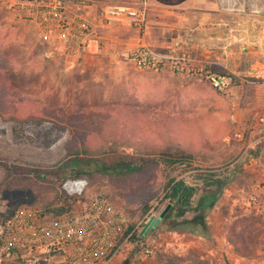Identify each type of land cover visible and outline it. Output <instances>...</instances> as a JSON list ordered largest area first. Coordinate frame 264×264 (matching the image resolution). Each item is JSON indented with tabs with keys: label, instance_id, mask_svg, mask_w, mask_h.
Segmentation results:
<instances>
[{
	"label": "rangeland",
	"instance_id": "1",
	"mask_svg": "<svg viewBox=\"0 0 264 264\" xmlns=\"http://www.w3.org/2000/svg\"><path fill=\"white\" fill-rule=\"evenodd\" d=\"M242 2L243 12H250L253 2ZM149 5L146 2L145 25L137 29L146 27ZM26 14L30 18L28 12ZM26 52L17 44L4 51L10 60L7 67L19 76L22 88L29 95L44 103H61L74 109L149 104L158 112L145 117L140 127L129 128L134 123L127 117L125 123L129 129L122 128L108 144L118 154H129L132 163L126 167H111L96 156L67 154L65 146L68 141L72 148L80 143L70 136L68 128L46 121L17 122L2 113L0 108V194L4 189H31L35 195L34 202L39 207L53 206L63 198V173L72 169L84 170L89 181V194L110 196L116 209L129 216L131 229L136 226L140 231L147 229L146 239H139L138 235L134 239L140 240L150 252L130 246L127 258H118L112 264H264V209L233 206L220 197L223 192L214 194L215 188H206L203 179L196 175L200 171L231 174L232 181L239 180L250 191L248 172L244 171L249 157L243 154L233 126L232 115L237 102L231 96V90L222 93L205 77L201 78L197 73L190 76L188 48L173 51L178 58V71L171 68L141 70L126 57L119 73L107 75L99 81L82 74L77 76L82 78L80 84L60 73L47 75L44 70L37 73L29 70L24 64ZM170 52L167 49L164 53ZM1 59L0 66L3 67L5 64ZM226 74L235 83L233 74ZM162 113H169L174 119L159 126L158 122L164 117ZM135 119L139 120L138 117ZM129 130L131 137H126ZM94 135L87 138L88 141L93 145L101 143ZM150 144H157L161 149L154 164L146 165L142 158ZM162 150L191 153L193 159L190 166L187 165L190 171L178 176V170L164 169L165 165L156 161L162 158ZM7 158L18 161L5 162ZM23 162L35 169L28 174L13 172L14 167L25 166ZM51 165L50 170L61 168L57 171L61 178L46 171ZM234 170L238 172L235 176L232 175ZM188 175V182L195 183L197 187L195 205L206 192L215 196L212 202L211 198L207 199L210 203L204 215L205 226L197 223L198 228L189 229L185 220L196 216L198 212L195 211L186 212L181 217L172 216L166 221L162 218L150 226V222L158 218L167 206L164 198L166 183L173 177L185 178ZM224 219L228 220L225 224ZM223 232L227 233L226 240Z\"/></svg>",
	"mask_w": 264,
	"mask_h": 264
},
{
	"label": "crops",
	"instance_id": "2",
	"mask_svg": "<svg viewBox=\"0 0 264 264\" xmlns=\"http://www.w3.org/2000/svg\"><path fill=\"white\" fill-rule=\"evenodd\" d=\"M245 1L253 2L247 13L242 0H64L67 23L84 16L92 24L88 46L78 53L68 50V28L52 19L40 26L20 9L22 1L0 0V50L21 45L27 50L24 64L29 70L60 73L77 84L82 74L99 81L119 73L127 55L140 44L161 53L188 48L189 66L194 70L232 73L235 83L228 75L233 83L231 96L237 102L233 126L243 154L249 157L244 171L250 191L235 179L220 197L233 206L264 209V0ZM144 2L150 5L146 27L141 30L103 16L107 5ZM223 236L226 240L227 233Z\"/></svg>",
	"mask_w": 264,
	"mask_h": 264
},
{
	"label": "built area",
	"instance_id": "3",
	"mask_svg": "<svg viewBox=\"0 0 264 264\" xmlns=\"http://www.w3.org/2000/svg\"><path fill=\"white\" fill-rule=\"evenodd\" d=\"M22 7L40 26L54 20L59 27L68 28V50L80 53L88 46L92 24L80 16L67 23L63 14L64 0H19ZM105 19L125 25L142 27L147 20V6L107 5ZM172 49L161 53L148 45L130 52L127 60L141 70H179L178 58ZM222 93H228L231 78L220 73L194 70ZM86 177H68L61 184L63 200L53 206L39 207L35 202L18 205L10 215L12 197L0 194V264H112L126 259L129 247H144L135 236L143 231L131 229L129 216L116 209L110 196L89 194ZM136 240V241H135Z\"/></svg>",
	"mask_w": 264,
	"mask_h": 264
},
{
	"label": "trees",
	"instance_id": "4",
	"mask_svg": "<svg viewBox=\"0 0 264 264\" xmlns=\"http://www.w3.org/2000/svg\"><path fill=\"white\" fill-rule=\"evenodd\" d=\"M2 57V59H1ZM0 59L2 60L3 67L0 66V108L2 113L8 114V117L17 122H49L53 123L59 127H65L69 129L70 136L72 138L80 140L78 146L73 148L70 146V141L66 143L65 149L67 154L73 156H80L82 154L87 156H96L98 159L102 160L105 164L111 167L117 166H129L132 163V158L129 154H118L116 149L109 146L108 142H111L110 138H116L120 130L124 127L126 129L132 127H140L143 122H145V117L156 113L154 106L145 105H117L115 108L113 106H98V107H85L82 109H74L73 107H68L66 104L52 102L50 104L44 103L41 99L29 95L22 87L21 79L7 66L9 65V58L7 54L0 50ZM163 119L158 122V125H166L167 121L174 119V116L169 113H162ZM127 117L133 120L134 124H130L129 128L126 126ZM138 117V121H136ZM128 136L131 137V132L129 130ZM95 134V135H94ZM98 137L102 142L93 145L88 141L90 136ZM87 139V140H86ZM150 149L147 150L146 156L142 158V161L146 165L154 164L155 157L158 155L160 146L157 144H150ZM164 152L162 158H158L156 161H160L165 165L164 169H173L172 171L178 170V176L189 172V167L193 159L191 153H186L179 150H162ZM15 163L18 159L7 158L5 162ZM25 166L14 167L13 172H21L28 174L33 169L32 165H26L27 162H23ZM30 163V162H29ZM37 165H42L36 162ZM15 165V164H13ZM48 168V173L59 176V171L61 168H54L55 170ZM181 166V167H179ZM235 171V170H234ZM232 171V175L233 172ZM85 171L80 169H72L69 172H64L62 178L65 180L68 177H85ZM196 175L199 179H203V185L206 188L214 187V194L219 195L225 187L232 182L231 174L214 173V172H204L200 171ZM61 178V177H60ZM189 175L181 178H171L165 186L164 198L167 200V206H169L168 211L163 217V220L168 218L181 217L186 212L195 211L198 212L193 218L185 220L189 223V229L195 230L198 228L197 223L201 226H205L204 215L208 211L209 203L208 198H211V202L215 196H211V193H204L200 196L197 204L194 203L195 194L197 192V187L195 183H189L187 179ZM63 200V198H62ZM65 205L69 206L70 202L63 200ZM166 206V207H167ZM165 210V209H164ZM163 210V211H164ZM162 211V212H163ZM186 225V224H185ZM195 225V227H194ZM186 228V227H185ZM147 229L142 233L139 239H146ZM239 243V242H238Z\"/></svg>",
	"mask_w": 264,
	"mask_h": 264
},
{
	"label": "water",
	"instance_id": "5",
	"mask_svg": "<svg viewBox=\"0 0 264 264\" xmlns=\"http://www.w3.org/2000/svg\"><path fill=\"white\" fill-rule=\"evenodd\" d=\"M1 195L3 197H12L10 209L7 212V215H10L13 210L20 204H31L35 201V195L33 194L31 189H4L1 192ZM168 209L169 206L165 208V210L160 214L158 218H154L150 222V226L157 224V222L164 217Z\"/></svg>",
	"mask_w": 264,
	"mask_h": 264
}]
</instances>
